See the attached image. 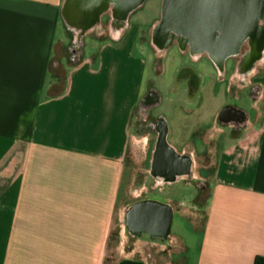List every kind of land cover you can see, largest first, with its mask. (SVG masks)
I'll use <instances>...</instances> for the list:
<instances>
[{
    "label": "crops",
    "instance_id": "obj_1",
    "mask_svg": "<svg viewBox=\"0 0 264 264\" xmlns=\"http://www.w3.org/2000/svg\"><path fill=\"white\" fill-rule=\"evenodd\" d=\"M70 1L0 0V264H150L148 254L117 256L108 236L117 206H126L117 205L125 198L122 190L128 192L134 177L126 170L128 151L138 167L146 166L144 181L149 180L151 134L147 129L134 143L130 124L135 113L149 115L138 107L152 88L160 97L152 113L162 112L167 123L165 143L194 175L205 169L208 156L213 175L206 181L201 221L183 208L188 198L180 193L163 202L134 201L126 225L138 202L156 201L172 213L175 202L197 240L181 237L163 264H253L257 256L264 258V77L249 113L229 102L246 117L231 127L233 122L219 117L226 102L213 100L218 93L193 65L198 58L212 63L210 58L179 62L173 79L158 83L162 68L155 58L166 50L155 56L151 36L143 35L131 15L118 24L121 30L66 66L62 82L57 73L48 79ZM149 71L154 77L144 81ZM186 114L209 120L211 127L192 134L180 122ZM178 184L194 186L178 180L161 188ZM127 227L154 238L169 234Z\"/></svg>",
    "mask_w": 264,
    "mask_h": 264
},
{
    "label": "rangeland",
    "instance_id": "obj_2",
    "mask_svg": "<svg viewBox=\"0 0 264 264\" xmlns=\"http://www.w3.org/2000/svg\"><path fill=\"white\" fill-rule=\"evenodd\" d=\"M161 6L162 0H144L140 3L138 8L133 11L132 17L130 19H134L137 22V26L142 28L143 35L152 36L153 28L158 23L161 16ZM114 11V3L108 4V6L102 9L101 13L99 14L98 18H101V21H99V23L94 25L92 28L87 30L85 29L84 32H81L80 27L71 24L66 16L61 17V29L59 32L60 35L58 37L59 40L54 46V52L50 61L51 64L48 79H50L52 74L57 73V79L62 82L65 74V67L73 64L77 56L82 53L83 50L97 48L99 40H102L106 37H111L114 35V33L121 30V27H117L118 20L113 17ZM122 11L124 13L127 11V9L122 8L121 12ZM140 45L141 46L138 48L142 49L143 44L141 42ZM189 58L190 57L180 53L175 46H172L166 50L161 59L155 58V62H157L156 65L161 63L160 70L162 68V76L158 81L156 79V81L158 83L161 81L165 83L167 81H171L173 79L172 76L175 72L176 66L179 64V62L187 64L191 61ZM240 58V55L235 56L222 63L224 65L230 66V69L233 66L241 63ZM193 65L202 72V81L209 82V80H212L209 82L211 83V87L216 86L213 91L214 93L217 92L218 96L213 97V100H216L219 103L224 101L231 102L232 104L241 106L248 113L252 110L249 105L252 101H255V99L251 100L247 90L243 88V84L245 81H247V79L239 77L240 75L236 73L233 79L234 93L233 95L230 92L227 94L224 92L223 84L218 82L216 83L213 77L210 78L209 76H206L210 75L209 72H212L213 70L212 63L206 61L204 58H198V60H196ZM260 67L256 69L255 74L261 76L262 79L264 77V61H262ZM150 73L151 71L145 73L144 81L150 77L153 79L154 76H152ZM209 96L211 95L207 94L205 95V98ZM143 117L147 118L148 114L140 113V116H138L135 113L132 116L130 127L133 140L139 139L143 135L147 134V121L143 120ZM134 143H136V140H134ZM143 167L144 166L138 167L134 163L132 154L130 151H128L126 156V170H128L129 175L130 172H133L134 177L130 182L129 188L127 189L128 192H126V186H124L122 190L125 198L122 201H119L117 205H120V203L123 202L126 206L123 211L120 210L119 206H117L116 211L114 212L112 226L108 236L110 240L109 245L113 247V250H118L116 253L117 256L120 254H131L133 252L136 255L148 254L150 264L153 262L151 259L155 260L154 262H157V264H163L164 255H169L171 252H173L174 245H176V242L180 241L181 237H191L193 243H195L197 240V234L191 233L188 228L187 221L189 219L185 217L182 218L184 220L180 219V213L177 208L178 205H176L177 203L173 202L174 206L171 205L173 208L172 222L168 237L154 238L145 232L135 234L129 230L125 222V212L127 208L134 201L140 200L142 198L149 197L163 202V199L166 197H177L180 193H183L186 194L188 198V203L184 205L185 207L183 206V208H189L192 211L198 213V218L201 221L209 190L206 189V185L200 188H197L196 186H192L190 188H183L182 186V188H179V184L176 187L172 186L166 190L162 189L161 185H151L149 180H147V182L144 181L146 174L143 169H146V166L144 168ZM143 182H145L144 189L140 190ZM167 190H170V193ZM192 201L196 203L195 207H193Z\"/></svg>",
    "mask_w": 264,
    "mask_h": 264
},
{
    "label": "flooded vegetation",
    "instance_id": "obj_3",
    "mask_svg": "<svg viewBox=\"0 0 264 264\" xmlns=\"http://www.w3.org/2000/svg\"><path fill=\"white\" fill-rule=\"evenodd\" d=\"M128 0H120L114 3L113 17L117 19L118 24L124 19L128 21L133 11L137 8V5L131 9H128L123 13L121 9L126 5ZM73 3H68V6L64 8L63 15L67 17L68 21L74 26L81 28V32L85 29L91 28L87 23L91 20L92 15L82 10L78 6V0H72ZM95 19L94 21L98 20ZM92 21V22H94ZM91 22V23H92ZM114 23V22H113ZM262 26L263 24L259 22ZM117 24V27H120ZM216 36H151L152 53L158 56L162 50H168L172 46L177 47L180 52L188 55V57L200 56L208 57L212 61V72H210V78H214L216 83L223 84L224 92L227 94L234 93L233 79L235 74L238 73L244 79H247L243 84V88L247 90L251 99H258L261 95L260 84L258 82L260 76L256 75V69L261 66L264 61V41L262 36H259L258 32H253L248 36H244L237 44L235 51L231 54L234 44V36H219L220 30L214 31ZM241 56V63L233 66L224 65L222 62L235 56ZM223 56L222 61H218L219 57ZM261 68V67H260ZM214 75V76H212ZM212 80H209V82ZM207 83L205 81H202ZM216 86H212V92ZM216 93V92H215ZM160 97L155 89H150L140 100L138 109L149 110L148 117L143 120L147 121V129L151 134L150 144L152 145L151 157L148 165V178L152 184H171L178 180H184L192 182L194 186L200 188L206 185V181L213 175V169L209 165V157L207 156V162L205 169H199L197 175L192 173L191 169H187L185 172H170L166 163L174 160L170 156L169 152L161 147L158 148V141L161 135L167 131V123L162 112L152 113V110L159 103ZM219 117L223 121H230L234 124L231 127L241 126L245 123L246 117L241 108L232 105L227 102L220 111ZM183 127L189 128L192 134H195L202 129H209L211 123L209 120L204 122L199 121L196 116L186 114L183 119L180 120ZM187 156V155H186ZM188 157V156H187ZM176 161L185 163V158H178ZM131 211V210H130Z\"/></svg>",
    "mask_w": 264,
    "mask_h": 264
},
{
    "label": "water",
    "instance_id": "obj_4",
    "mask_svg": "<svg viewBox=\"0 0 264 264\" xmlns=\"http://www.w3.org/2000/svg\"><path fill=\"white\" fill-rule=\"evenodd\" d=\"M120 0H79L78 6L90 13L91 23L99 17L108 4ZM143 0H128L136 6ZM70 3H73L72 0ZM261 22L263 25L261 26ZM234 36L232 54L244 36L258 32L264 41V0H162L161 18L156 36ZM253 35V34H252ZM220 56L218 61L223 60ZM222 59V60H221ZM165 148L174 160L166 163L170 172H185L188 163L176 161L179 157L168 147L163 134L158 148ZM127 213V225L134 230H146L154 236H165L170 231L171 209L162 203L150 200L138 202Z\"/></svg>",
    "mask_w": 264,
    "mask_h": 264
},
{
    "label": "trees",
    "instance_id": "obj_5",
    "mask_svg": "<svg viewBox=\"0 0 264 264\" xmlns=\"http://www.w3.org/2000/svg\"><path fill=\"white\" fill-rule=\"evenodd\" d=\"M253 264H264V258L263 257H259L257 256L255 259H254V263Z\"/></svg>",
    "mask_w": 264,
    "mask_h": 264
},
{
    "label": "bare ground",
    "instance_id": "obj_6",
    "mask_svg": "<svg viewBox=\"0 0 264 264\" xmlns=\"http://www.w3.org/2000/svg\"><path fill=\"white\" fill-rule=\"evenodd\" d=\"M133 7H134V5H132V3H129L125 8L128 10V9L133 8Z\"/></svg>",
    "mask_w": 264,
    "mask_h": 264
}]
</instances>
